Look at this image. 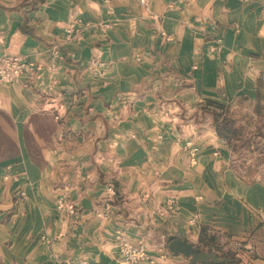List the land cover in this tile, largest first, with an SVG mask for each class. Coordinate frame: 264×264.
<instances>
[{
  "label": "crops",
  "instance_id": "crops-1",
  "mask_svg": "<svg viewBox=\"0 0 264 264\" xmlns=\"http://www.w3.org/2000/svg\"><path fill=\"white\" fill-rule=\"evenodd\" d=\"M3 54L39 69L0 83V264H124L120 231L151 243L138 264H192L157 228L264 264V165L202 109L264 111V0H0Z\"/></svg>",
  "mask_w": 264,
  "mask_h": 264
},
{
  "label": "built area",
  "instance_id": "built-area-1",
  "mask_svg": "<svg viewBox=\"0 0 264 264\" xmlns=\"http://www.w3.org/2000/svg\"><path fill=\"white\" fill-rule=\"evenodd\" d=\"M139 5L143 8H147V0H138ZM65 40L70 41L74 35V29L71 25L65 31ZM217 47L215 51L220 49L221 41L216 40ZM38 66L32 63H27L22 57L18 55L3 54L0 55V83L6 85H16L19 84L25 76H33L38 71ZM54 66H50V70H54ZM188 149V155L190 162L195 164L198 154V147L194 143L188 141L185 144ZM108 196L100 199V202L104 205L103 215L106 216L110 204L112 203V196L114 194L112 188L107 189ZM23 197V194H20ZM174 204L173 201H168V207L172 208ZM71 213H73V207H68ZM118 245L119 254L122 258L124 264H138L143 263L147 260L148 256L146 253L145 241L143 239L139 240L137 244L130 243L124 236V233H118ZM164 258V256H163Z\"/></svg>",
  "mask_w": 264,
  "mask_h": 264
},
{
  "label": "trees",
  "instance_id": "trees-1",
  "mask_svg": "<svg viewBox=\"0 0 264 264\" xmlns=\"http://www.w3.org/2000/svg\"><path fill=\"white\" fill-rule=\"evenodd\" d=\"M211 104L208 103V105ZM214 107L221 110V115L215 116L213 119L214 129L217 136L220 139L227 141V143H235L234 147L237 151L236 159L238 161L240 159L242 151L243 153L244 151L248 152V158H250V161L247 162L243 158L240 159L242 160V165H239V167L240 169L243 168L245 170L246 176L251 174L254 175L255 172L252 171L253 167H251V164H253L255 156L260 155L261 157L264 154V133H259V131H257V133L259 134H254L253 132H245L242 126L236 125L235 117L232 112H230L227 108L219 105H214ZM206 245H209V252H213L216 254L218 253L214 238H208V240L206 241Z\"/></svg>",
  "mask_w": 264,
  "mask_h": 264
},
{
  "label": "rangeland",
  "instance_id": "rangeland-1",
  "mask_svg": "<svg viewBox=\"0 0 264 264\" xmlns=\"http://www.w3.org/2000/svg\"><path fill=\"white\" fill-rule=\"evenodd\" d=\"M212 107L211 108H209V109H207V108H202L203 110H205L206 112L204 113L206 116H207V118H209V117H211V122H212V124H213V126H214V122H213V119H214V117L215 116H219V115H221V110L220 109H217L216 107H214V105H211ZM219 106H221V105H219ZM223 107V106H222ZM234 114V117H235V123H236V125H238V126H242L243 127V129L245 130V132H253L254 134H259L260 132L261 133H264V111H262L261 112V109H256V115L254 116V117H251V116H247V115H244V114H242V113H233ZM220 118V117H219ZM249 124H250V126H249ZM257 131H259V133H257ZM188 142V141H187ZM186 142V143H187ZM226 142V144L228 145V148L231 150V152H232V154L235 156V158H237V151L235 150V147H234V145H235V143H233V142H231V143H227V141H225ZM185 143V144H186ZM185 144H184V149H185V153H186V156L188 157V160H189V162H190V158H189V155H188V149L186 148V146H185ZM196 146V145H195ZM234 147V148H233ZM241 150V149H240ZM239 150V151H240ZM242 153H243V151H242ZM241 153V156H240V159H245V161H250V158H248V152L247 151H244V153L242 154ZM239 159V165L241 166L242 165V160H240ZM237 160V159H236ZM252 166L251 167H253V169H252V171H254L255 173H254V175H256L258 172H259V169H261L262 168V166L264 165V154H263V156H261L260 157V155L259 156H255V159H254V161H253V164H251ZM237 167L238 168H240L238 165H237ZM241 171L243 172H245V170L243 169V168H241ZM249 174V173H248ZM246 175V174H245ZM253 175V176H254ZM175 204H173V206H174ZM68 207H73L72 205H69ZM69 210V209H68ZM73 210H74V207H73ZM164 209H160V213L161 214H163L164 213ZM69 212H70V210H69ZM74 212V211H73ZM71 213V212H70ZM103 211H102V215H103ZM97 216H99L98 215V213H97ZM103 217H105V216H103ZM156 232H162V233H164L163 235L165 236V237H163V239H164V246H163V248L167 251V252H169L168 251V249H167V244L171 241V240H173V239H175L174 237H172V236H170L169 234H168V232L165 230V229H163V228H157V230H155ZM118 233H124L123 231H120V232H117L116 233V236H115V240L117 241L118 240ZM167 235V236H166ZM209 235V234H208ZM124 236H125V234H124ZM125 238H126V236H125ZM208 238L209 237H207L206 238V240H208ZM141 239H143L145 242V246H146V253H147V251H148V248H150V246H151V243L145 238V237H141V238H139L137 241H136V243L135 244H137L138 242H139V240H141ZM151 239V238H150ZM152 240V239H151ZM167 241H168V243H167ZM118 242V241H117ZM210 245V244H209ZM209 245H201L202 246V248H208L209 247ZM215 245L217 246V250H218V257H219V259H223V258H226V257H228V256H232V255H235L233 252H231V251H223L222 250V248L220 247V245L218 244V242L215 240ZM209 249V248H208ZM118 251H119V245H118ZM166 252V253H167ZM162 256V255H161ZM237 260V259H236ZM234 264H237V261H235L234 262Z\"/></svg>",
  "mask_w": 264,
  "mask_h": 264
},
{
  "label": "water",
  "instance_id": "water-1",
  "mask_svg": "<svg viewBox=\"0 0 264 264\" xmlns=\"http://www.w3.org/2000/svg\"><path fill=\"white\" fill-rule=\"evenodd\" d=\"M167 249L171 255H181L189 259L192 264H228L230 262L227 258L219 259L215 253L201 252L193 244L182 239L171 240Z\"/></svg>",
  "mask_w": 264,
  "mask_h": 264
}]
</instances>
